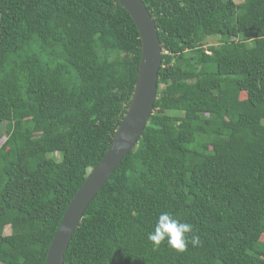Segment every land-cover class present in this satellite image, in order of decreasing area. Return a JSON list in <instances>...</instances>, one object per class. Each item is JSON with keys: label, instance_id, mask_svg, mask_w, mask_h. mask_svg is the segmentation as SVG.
Instances as JSON below:
<instances>
[{"label": "trees", "instance_id": "obj_1", "mask_svg": "<svg viewBox=\"0 0 264 264\" xmlns=\"http://www.w3.org/2000/svg\"><path fill=\"white\" fill-rule=\"evenodd\" d=\"M142 1L162 49L153 111L63 264H264V0ZM140 55L116 0H0V264L45 263L128 110ZM163 212L199 246L153 251Z\"/></svg>", "mask_w": 264, "mask_h": 264}, {"label": "water", "instance_id": "obj_2", "mask_svg": "<svg viewBox=\"0 0 264 264\" xmlns=\"http://www.w3.org/2000/svg\"><path fill=\"white\" fill-rule=\"evenodd\" d=\"M131 17L140 39L138 74L126 114L100 162L90 170L70 200L48 247L44 264H63L64 256L90 202L122 159L137 145L153 111L162 49L155 22L142 0H116Z\"/></svg>", "mask_w": 264, "mask_h": 264}, {"label": "clouds", "instance_id": "obj_3", "mask_svg": "<svg viewBox=\"0 0 264 264\" xmlns=\"http://www.w3.org/2000/svg\"><path fill=\"white\" fill-rule=\"evenodd\" d=\"M148 240L153 251L158 250L162 243H166L178 253L186 251L189 244L197 247L201 243L200 236L194 232L190 223L181 222L168 212L159 214L153 231L148 234Z\"/></svg>", "mask_w": 264, "mask_h": 264}, {"label": "rangeland", "instance_id": "obj_4", "mask_svg": "<svg viewBox=\"0 0 264 264\" xmlns=\"http://www.w3.org/2000/svg\"><path fill=\"white\" fill-rule=\"evenodd\" d=\"M242 0H236L237 3L241 2ZM222 40V37L221 36H212V37H209L207 39L204 40V45L207 47V46H211V45H218L220 44ZM241 98H244V94H241ZM5 234H8L9 233V229L6 228L5 231H4ZM264 238V237H263Z\"/></svg>", "mask_w": 264, "mask_h": 264}]
</instances>
